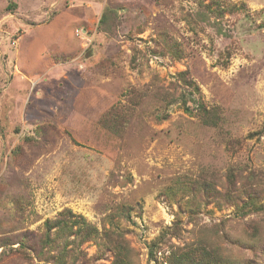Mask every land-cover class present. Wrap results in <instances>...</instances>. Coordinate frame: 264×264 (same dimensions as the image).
Masks as SVG:
<instances>
[{"label": "rangeland", "instance_id": "1", "mask_svg": "<svg viewBox=\"0 0 264 264\" xmlns=\"http://www.w3.org/2000/svg\"><path fill=\"white\" fill-rule=\"evenodd\" d=\"M220 1L245 5L223 20L229 36L185 21L194 0H0V264H52L4 243L39 245L65 210L121 234L136 264H167L148 248L178 219L173 244L202 228L226 257L264 264V211L201 202L210 184L229 191V174L264 201V0ZM117 106L132 113L120 136L100 122ZM82 251L77 264L115 256Z\"/></svg>", "mask_w": 264, "mask_h": 264}, {"label": "trees", "instance_id": "2", "mask_svg": "<svg viewBox=\"0 0 264 264\" xmlns=\"http://www.w3.org/2000/svg\"><path fill=\"white\" fill-rule=\"evenodd\" d=\"M194 1L196 2V12L188 13L185 21L193 28L211 25L223 36H229V33L222 28L226 15L233 16L245 10V5L228 4L220 0ZM169 51L177 56L176 50L171 49ZM186 74V72H182L179 75L185 87L200 94L199 88L187 79ZM186 105L187 102L184 100L185 111L191 113V109L186 107ZM196 105L197 115L201 116V118L205 117L206 124H213V116L209 115L210 112L203 103L196 101ZM131 117L132 113L127 108L117 106L111 108L106 117L100 122L106 130L120 136V133L127 127ZM258 134L264 136V129ZM228 180L229 191H214L215 185H208L207 189L210 191L203 193L202 204L224 200L226 205L238 207V211L242 213V216L252 212L261 213L264 211V201H262L259 191H253L252 188L245 189L246 191L238 190L239 188L233 174L228 175ZM194 209L193 205L188 208L191 215L195 214ZM180 221L178 219L171 227L164 229L161 235L149 246L148 258L150 262L157 263L159 261L158 254L162 253L165 255L162 263L167 264H249L245 259L241 260L240 263L230 257H226L220 247H218V244L209 240V237L205 234L206 231L202 228H199V237L192 243H186L184 246L173 244L171 238H179ZM246 230L248 228L245 229V233ZM102 238H105L104 242ZM223 240L224 244H231L238 248L246 249L240 240L228 234L223 236ZM90 241H96L100 247L107 245L108 248L114 251L115 256L112 264H136V261L131 258L132 250L130 245L121 234L111 229L100 233L98 228L85 217L75 215L70 210L63 211L55 220L45 222L44 238L39 245L32 243L30 238L10 239L4 245L19 244L20 247L15 250L12 249V251L21 254L28 262L33 253L40 261L42 254H47V256L43 257L47 260L46 262L52 264H77L79 261H88L82 251V245Z\"/></svg>", "mask_w": 264, "mask_h": 264}]
</instances>
